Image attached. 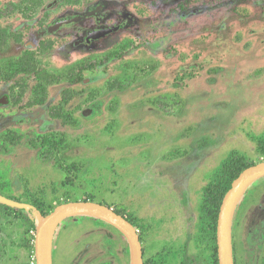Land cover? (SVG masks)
<instances>
[{"label": "rangeland", "instance_id": "obj_1", "mask_svg": "<svg viewBox=\"0 0 264 264\" xmlns=\"http://www.w3.org/2000/svg\"><path fill=\"white\" fill-rule=\"evenodd\" d=\"M165 1L130 0L131 19L112 23L90 56L73 28L49 36L51 51L36 50L49 54L41 79L0 75V194L33 207L0 205V264H32L45 214L73 202L132 223L145 264L217 257L205 190L234 152L264 163V0ZM2 17L8 74L26 43L37 44V27ZM253 192L264 193V178L242 200ZM53 253L54 264H131L125 236L92 217L64 221Z\"/></svg>", "mask_w": 264, "mask_h": 264}, {"label": "flooded vegetation", "instance_id": "obj_2", "mask_svg": "<svg viewBox=\"0 0 264 264\" xmlns=\"http://www.w3.org/2000/svg\"><path fill=\"white\" fill-rule=\"evenodd\" d=\"M141 1L144 0H136V2L142 4ZM129 2L130 0H0V19L2 20V15L6 13L14 15V18L18 20L20 19L18 18L19 16L23 18L22 20H26V16V21H32V25L37 27L34 32L30 29L29 34H31L33 39H38L37 44L26 43L28 48H26L24 53L18 55L15 61L11 62L10 66L16 72L13 78L7 80V74H4L1 69L0 75L4 77V81L10 83L16 80V84L20 85L21 83H19L17 78L25 75H20L17 71L25 63H28V67L35 69V73H33L35 77L37 76L38 79H41L38 71L42 69H39L38 65L43 57L46 60L49 54L44 52L43 57L38 56L36 50L42 49V51H45L46 47L44 44H47L48 51H51L53 39L49 36L66 33L69 28H73V35H75L76 40H79L77 44L89 55L90 50L87 49L96 47L99 42L107 39L108 35H112L110 34L113 31L110 30L112 23L119 19L123 21L131 19L129 17L130 14L128 13L127 15L126 11L123 10ZM171 2L174 3L176 0H167L166 3H169L168 5L170 6ZM70 14H76L79 17L69 19ZM31 16H35L34 19H29ZM22 26L26 25L20 26L19 24L17 28L22 29ZM54 32L57 33L53 34ZM7 36V31L0 29V43L2 40L4 41V45L0 49L6 45ZM43 37H47V40ZM50 45H52L51 48H49ZM22 50H20V53ZM19 63L23 65L20 64V66ZM42 80H38V82L41 83ZM253 194L252 198L247 202H244L242 198L243 200H241L235 211L232 224L234 264H264V193L256 194L253 192ZM241 208H243V216L235 220V216ZM210 258L212 260L209 264H219L218 255Z\"/></svg>", "mask_w": 264, "mask_h": 264}, {"label": "water", "instance_id": "obj_3", "mask_svg": "<svg viewBox=\"0 0 264 264\" xmlns=\"http://www.w3.org/2000/svg\"><path fill=\"white\" fill-rule=\"evenodd\" d=\"M8 102L2 99V103ZM264 178V163L245 170L233 183L222 202L217 222V249L219 264H234L232 248V224L237 206L248 189ZM0 205L22 211H30L32 206L10 200L0 194ZM92 217L118 229L126 238L130 248L131 264H144L142 245L135 227L114 210L92 202H73L61 205L44 218L36 230V264H53L55 235L60 225L70 218Z\"/></svg>", "mask_w": 264, "mask_h": 264}, {"label": "trees", "instance_id": "obj_4", "mask_svg": "<svg viewBox=\"0 0 264 264\" xmlns=\"http://www.w3.org/2000/svg\"><path fill=\"white\" fill-rule=\"evenodd\" d=\"M4 45V41L2 40L0 43V48ZM23 65L22 63H19V65ZM20 65V66H21ZM29 64L25 63L23 67H20L17 71L20 75H30L35 73V69L32 67H28ZM11 67V66H10ZM19 67V66H18ZM16 75V72L13 71L12 68H9L8 74H7V80H10ZM38 89H41L43 92H45V88L43 86H39ZM45 102L44 99H39L35 103L43 105ZM54 117L63 118L66 120L67 118L65 115H61L60 112H57L56 114H53ZM263 148L262 151H264V143H261ZM254 164L249 163V161L241 155L239 152H234L230 155L228 159H226L222 166L220 171H218L215 175V178L213 182L209 185V187L205 190V206L206 208L210 209L213 218L208 223V229L207 231H214V235L216 234V227L218 222V214L220 212V208L222 205V202L224 200V197L231 189L232 183L247 169L253 167ZM40 209V207H39ZM118 214V213H117ZM121 215V214H119ZM49 216V214H45L46 218ZM214 220V221H213Z\"/></svg>", "mask_w": 264, "mask_h": 264}, {"label": "built area", "instance_id": "obj_5", "mask_svg": "<svg viewBox=\"0 0 264 264\" xmlns=\"http://www.w3.org/2000/svg\"><path fill=\"white\" fill-rule=\"evenodd\" d=\"M32 264H36L35 258H34V260H33V263H32Z\"/></svg>", "mask_w": 264, "mask_h": 264}]
</instances>
